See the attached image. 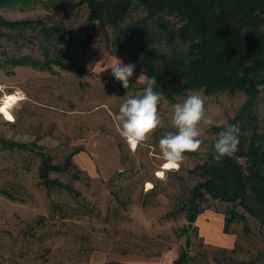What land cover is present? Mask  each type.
<instances>
[{
    "label": "rangeland",
    "instance_id": "rangeland-1",
    "mask_svg": "<svg viewBox=\"0 0 264 264\" xmlns=\"http://www.w3.org/2000/svg\"><path fill=\"white\" fill-rule=\"evenodd\" d=\"M77 1H0V19L41 23L0 26V100L23 99L8 116L0 114V264H86L96 251L156 255L173 247L186 250L190 264H264V229L250 216L229 226L235 244L221 251L205 248L193 226L184 232L185 212L171 216L187 205L191 189L203 180L197 167L207 158L216 127L205 128L201 148L186 152L178 171L164 167L159 151L160 138L176 131L174 103L198 92L207 115L229 122L245 95L187 91L174 101L162 97L163 126L133 151L117 132L113 114L127 96L143 94L145 84L136 82L142 72L135 70L125 89L111 69L105 70L113 56L126 61L112 31L91 21ZM144 16L134 6L128 21ZM163 18L175 29L181 25L175 16ZM43 28L59 29L61 36L47 35ZM24 57L29 60L22 64ZM72 64L80 74L70 70ZM257 132L264 133V96L258 100ZM101 138L118 146L122 164L105 180L80 167L85 160L97 170L92 152ZM71 155L66 171L43 168V157L62 167ZM43 176L57 184H45ZM232 207L208 196L201 204L202 210L227 215Z\"/></svg>",
    "mask_w": 264,
    "mask_h": 264
},
{
    "label": "trees",
    "instance_id": "trees-1",
    "mask_svg": "<svg viewBox=\"0 0 264 264\" xmlns=\"http://www.w3.org/2000/svg\"><path fill=\"white\" fill-rule=\"evenodd\" d=\"M75 5L85 6L91 21L112 31L114 46L126 64H134L136 71L149 78L156 77L154 90L169 101L187 91L245 95L228 122L239 127L238 151L216 163L212 156L216 136L207 158L197 167L203 180L191 189L187 205L171 216L185 212L187 223L194 224L208 196L233 205L228 215L223 214L224 233L229 234V226L244 221L245 215L264 229V133L257 132L258 100L264 96L257 91V85L264 84V0H78ZM134 6L143 9L145 16L129 22ZM165 15L175 16L181 25L175 29L164 20ZM31 25L41 23L0 19V26L6 28ZM43 30L61 36L59 29ZM28 60L24 57L19 62ZM70 70L81 73L77 64ZM221 130L215 128L217 134ZM71 158L62 167H53L43 157V168L66 171L72 166ZM43 182L57 184L45 176ZM187 260L182 250L175 263Z\"/></svg>",
    "mask_w": 264,
    "mask_h": 264
},
{
    "label": "clouds",
    "instance_id": "clouds-1",
    "mask_svg": "<svg viewBox=\"0 0 264 264\" xmlns=\"http://www.w3.org/2000/svg\"><path fill=\"white\" fill-rule=\"evenodd\" d=\"M107 69H111V74L115 80L121 82L123 88H129L130 78L135 72L134 64H124L121 59L113 56L110 66L105 70ZM136 82L146 85L143 94L127 96L118 114H113L117 132L133 151L163 126L158 112L162 94L154 90L157 86L156 77L149 78L142 72ZM257 91L264 95V84H258ZM171 123L176 131L167 133L159 140L161 159L168 170L178 171L186 158L184 154L201 148L203 141L200 138L204 136L205 128L215 126L222 129L218 132L213 146L212 156L216 163L238 151L239 127L224 119L214 120L207 115L205 99L198 92H192L182 102L172 105Z\"/></svg>",
    "mask_w": 264,
    "mask_h": 264
},
{
    "label": "crops",
    "instance_id": "crops-1",
    "mask_svg": "<svg viewBox=\"0 0 264 264\" xmlns=\"http://www.w3.org/2000/svg\"><path fill=\"white\" fill-rule=\"evenodd\" d=\"M92 155L95 156L97 170L93 164L81 160L80 167L87 171L89 175L109 179L115 172H119L122 167L118 146L109 139H100L97 146L93 147ZM79 156L85 155L83 152ZM80 162V161H79ZM94 174V175H93ZM192 226L202 240L205 248L214 251L231 250L235 244V237L223 231L224 216L215 210H204L196 218ZM180 250L173 247L156 255L142 253H129L118 251H96L88 255L86 264H176ZM191 259L185 264H190ZM206 264H222L215 260H208Z\"/></svg>",
    "mask_w": 264,
    "mask_h": 264
},
{
    "label": "bare ground",
    "instance_id": "bare-ground-1",
    "mask_svg": "<svg viewBox=\"0 0 264 264\" xmlns=\"http://www.w3.org/2000/svg\"><path fill=\"white\" fill-rule=\"evenodd\" d=\"M22 101L23 99L17 95L3 97L2 100H0V114L3 116H8L12 112V109ZM162 176L163 174L161 173L160 177Z\"/></svg>",
    "mask_w": 264,
    "mask_h": 264
},
{
    "label": "water",
    "instance_id": "water-1",
    "mask_svg": "<svg viewBox=\"0 0 264 264\" xmlns=\"http://www.w3.org/2000/svg\"><path fill=\"white\" fill-rule=\"evenodd\" d=\"M1 1V0H0ZM191 228H192V224H187V229H188V231H190L191 230Z\"/></svg>",
    "mask_w": 264,
    "mask_h": 264
},
{
    "label": "snow or ice",
    "instance_id": "snow-or-ice-1",
    "mask_svg": "<svg viewBox=\"0 0 264 264\" xmlns=\"http://www.w3.org/2000/svg\"><path fill=\"white\" fill-rule=\"evenodd\" d=\"M165 167H167V166H165Z\"/></svg>",
    "mask_w": 264,
    "mask_h": 264
}]
</instances>
